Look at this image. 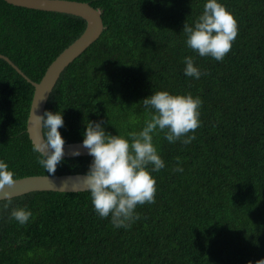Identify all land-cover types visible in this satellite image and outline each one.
Listing matches in <instances>:
<instances>
[{
    "label": "trees",
    "instance_id": "trees-1",
    "mask_svg": "<svg viewBox=\"0 0 264 264\" xmlns=\"http://www.w3.org/2000/svg\"><path fill=\"white\" fill-rule=\"evenodd\" d=\"M101 13L98 39L61 72L45 110L60 111L65 143L89 121L113 135L150 118L156 91L199 96L189 144L153 137L165 167L154 203L138 205L127 228L95 212L87 190L31 191L0 200V264H256L264 259V0H220L238 34L222 61L185 44L205 0H79ZM86 27L80 16L0 0V53L38 82ZM192 56L200 79L184 74ZM33 86L0 58V160L14 177L86 173L90 155L64 157L48 174L26 132ZM44 110V112H45ZM46 130L43 129V135ZM189 132L187 135H192ZM179 161L182 172L174 171ZM8 204V207H4ZM15 207L31 212L20 225Z\"/></svg>",
    "mask_w": 264,
    "mask_h": 264
},
{
    "label": "clouds",
    "instance_id": "clouds-1",
    "mask_svg": "<svg viewBox=\"0 0 264 264\" xmlns=\"http://www.w3.org/2000/svg\"><path fill=\"white\" fill-rule=\"evenodd\" d=\"M182 31L186 34L185 44L189 49L201 57L210 56L222 61L237 37L238 27L236 19L220 0H205L201 14L191 25L185 23ZM183 63L186 76L198 80L204 74L195 66L192 56H185ZM142 101L145 109L150 110V118L139 130L113 135L105 130L101 119L89 121L82 134L81 146L92 157L83 185L97 215L110 217L114 228L130 227L139 219V213L135 211L137 206L155 202L156 181L151 173L164 168L165 163L153 143L154 135L162 132L169 143L180 140L189 144L195 139V130L201 123L199 108L202 100L199 96L162 90ZM34 122L45 129L46 134L41 143L33 145V151L39 153L37 162L52 174L64 156L65 141L58 130L64 125L62 112L45 110L42 115L35 114ZM189 132L193 134L186 136ZM71 154L79 156L81 153L77 148ZM174 171H183L179 161ZM15 183L14 173L6 162L0 160V194L3 196L0 200L11 202V193L6 186L11 188ZM10 216L23 225L29 221L31 212L15 207ZM256 264H264V259Z\"/></svg>",
    "mask_w": 264,
    "mask_h": 264
},
{
    "label": "water",
    "instance_id": "water-1",
    "mask_svg": "<svg viewBox=\"0 0 264 264\" xmlns=\"http://www.w3.org/2000/svg\"><path fill=\"white\" fill-rule=\"evenodd\" d=\"M7 3L30 9L55 11L80 16L86 20V27L82 34L64 48L57 57L48 65L41 79L36 82L27 77L7 56L0 53V58L6 60L19 74L33 86V96L30 102L29 113L26 121V132L32 144H39L43 140V129L34 122V116L42 115L48 97L55 86L61 72L87 47L95 42L103 31L104 24L101 13L91 4L79 0H5ZM32 113V115H31ZM82 141L64 143V157H74V149L80 150V155H88L87 149L81 146ZM85 173H72L61 175H29L16 178V183L6 190L11 197L19 196L31 191H84ZM0 199H3L0 194Z\"/></svg>",
    "mask_w": 264,
    "mask_h": 264
}]
</instances>
